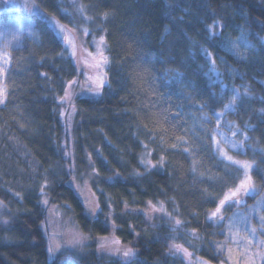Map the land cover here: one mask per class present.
Wrapping results in <instances>:
<instances>
[{"label":"trees","instance_id":"1","mask_svg":"<svg viewBox=\"0 0 264 264\" xmlns=\"http://www.w3.org/2000/svg\"><path fill=\"white\" fill-rule=\"evenodd\" d=\"M76 1L90 34L105 38L106 83L63 105L79 69L50 20L73 28L79 14L70 0H36L37 39L10 51L0 104V264H184L172 243L226 262L225 225L208 214L241 170L212 136L217 128L246 136L242 150L230 151L253 163L246 211L264 192V0ZM239 35L252 46L244 57L228 48ZM233 87L239 96L218 126ZM72 181L90 184L95 216ZM158 203L173 209L179 230L145 219L142 209ZM44 204L88 237L86 250L48 260ZM110 231L133 249L130 259L98 253L96 240Z\"/></svg>","mask_w":264,"mask_h":264},{"label":"rangeland","instance_id":"2","mask_svg":"<svg viewBox=\"0 0 264 264\" xmlns=\"http://www.w3.org/2000/svg\"><path fill=\"white\" fill-rule=\"evenodd\" d=\"M70 1L75 3L79 14V20H77L75 26L73 25V28H68L56 19L50 20L52 27L63 40L66 49L75 60L79 69L78 77L68 86V96L66 98L64 96L63 99L64 106H67L69 103L71 104L73 97L76 95H83L90 93V91H98L99 88L106 83V69L108 64L104 36L90 34V28L88 27L89 20L85 17L83 7L79 5L76 0ZM3 12L7 14L0 18V90H2L0 104L4 103V76L9 61V53L12 49L20 47L25 38H30L32 40L37 39L38 34L35 27L34 16L39 14L40 10L36 0H0V13ZM61 26L65 31H61ZM219 29L220 24L215 23L211 27V33H218ZM101 38H103L102 41ZM5 45H7V47H5ZM251 47V44L243 35L237 36L228 43L230 52L236 56L244 57ZM230 91L231 100L233 95L239 96V87H233ZM232 109L233 106L230 111ZM225 111L229 110H224L220 113L224 115ZM62 114H64L63 116L66 118L69 116L65 108L62 109ZM223 115L218 117L215 114L216 124L218 119L221 123ZM225 126L229 127V124L226 122ZM217 131L223 133L225 137L236 141L238 144L236 149H229L223 144L220 146L225 147V151L231 155L233 159L249 163L251 167L248 169V175L251 176L253 163L245 159L236 158L230 152L242 150L243 141L246 138L245 134H240L238 129L228 130L217 128L215 133ZM233 132L236 133L235 136L232 135ZM219 139L220 137L217 135V140ZM214 149L216 150L215 145ZM216 152L218 153V151ZM240 170L241 176L236 186L242 179H245L244 169L240 168ZM71 186L83 203L87 214L89 216H95L99 208L90 184H88V182L78 184L72 181ZM230 190L227 191L226 194H229ZM255 193L256 190L253 184V189L247 194L241 193L235 198L239 200V203L228 201L224 209H222L221 214L217 217H212L211 215L216 208L208 214V219L215 224L223 222L225 225L226 241L223 243L222 249L226 256V262L220 264H261L264 261V221L261 219L264 217V192L247 207L248 210L244 211L240 209V206L246 203V197L252 196ZM44 205L46 206V204ZM228 207L232 208L229 213L227 212ZM173 213V209L169 210V207L163 203L150 204L142 209L143 216L150 223L154 224L158 220H164L165 223L171 221V223H173L172 225L179 230L180 223H176L177 220L174 219ZM221 216L223 219H221ZM109 226L112 230L113 226L111 223ZM43 231L47 242L48 260L50 261L62 251L82 253L89 245L88 237L81 233L74 223L66 218L55 206H46V221L43 224ZM176 245L180 246V251L176 250ZM49 248L52 249L51 252ZM96 248L101 256L116 258L119 261H125L134 255V251L130 246L120 245V243L115 241L112 231H110L105 238L96 240ZM129 249L131 250L130 255L125 256L124 252ZM168 251L180 257L184 264H214L192 254V252L180 243L170 244ZM62 264L72 263L67 261Z\"/></svg>","mask_w":264,"mask_h":264},{"label":"snow or ice","instance_id":"3","mask_svg":"<svg viewBox=\"0 0 264 264\" xmlns=\"http://www.w3.org/2000/svg\"><path fill=\"white\" fill-rule=\"evenodd\" d=\"M61 31L62 32L65 31L62 26H61ZM102 40H103V38H101V41ZM5 47H7V45H5ZM0 95H2V90H0ZM67 96H68V92H67V90H65V98ZM236 100H237V96L233 95L232 100L230 101V103L225 105V110H230L231 107L235 104ZM216 115L219 117V116L223 115V113H217ZM219 124H220V121L218 119L217 120V125L219 126ZM217 135H219V137H220L219 140H217ZM232 135L235 136L236 133L233 132ZM212 143L215 145L216 151H218L219 155L223 159H226L230 163L236 164L240 168H243L244 169V176H245V179H242L240 181V183L234 189L230 190L229 194H226L224 196V198L220 200L219 205L216 207L215 211L212 212V214H211L212 217H217L218 215L221 214L222 209H224L225 204L228 201H232L234 203H239V200H237L235 198H237L241 193L247 194L250 190L253 189V184H252L251 176L248 175V169L251 167V165L249 163H247V162H242V161L233 159V157L231 155H229L225 151V147H227L229 149H236L238 147V144L236 143V141H234V140H232V139H230L228 137H225L223 133H220V132L217 131L212 136ZM221 144L225 145V147H221L220 146ZM221 219H223L222 216H221ZM261 219H262V221H264V217H262ZM176 223L179 224L180 221L177 220ZM230 227H231V225H230ZM175 248H176L177 251L181 250L179 245H176ZM49 251L51 252L52 249L49 248ZM130 253H131V250L129 249L128 251L124 252V255L128 256V255H130Z\"/></svg>","mask_w":264,"mask_h":264}]
</instances>
